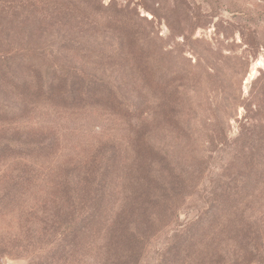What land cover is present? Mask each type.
<instances>
[{
  "label": "rangeland",
  "instance_id": "374dc122",
  "mask_svg": "<svg viewBox=\"0 0 264 264\" xmlns=\"http://www.w3.org/2000/svg\"><path fill=\"white\" fill-rule=\"evenodd\" d=\"M17 48L0 264H264V0H0Z\"/></svg>",
  "mask_w": 264,
  "mask_h": 264
},
{
  "label": "trees",
  "instance_id": "16d2710c",
  "mask_svg": "<svg viewBox=\"0 0 264 264\" xmlns=\"http://www.w3.org/2000/svg\"><path fill=\"white\" fill-rule=\"evenodd\" d=\"M28 50H30V49L29 48H26V49L17 48L14 50L13 49L8 50L7 53H5L4 55H0V73L3 71L4 73H6L10 77V80L7 81L8 87H10L12 90H16L17 87H20L21 84L23 86H29L30 87V90L28 91L29 94H25V97H24L25 100L22 101V103L24 105L26 104V106L29 105V103L31 102L29 99L31 97V94L34 95V93H36L37 90H42L44 88V89H47L46 90L47 92L53 91L52 92V94H53L54 93L53 89L56 88V84H57L56 83L54 85V83L57 82L59 79V77L58 78L57 77H49L46 75L45 78L28 77V78H25V80H22V78H24V77H20L19 75H17L15 73L14 66H15V64H18L20 62H25V63L29 62L30 57H29V55L25 54V51H28ZM38 79H39V81H38ZM63 94H65V93H61V95H63ZM17 103H20V102L17 100ZM4 108H6L7 113H12V112H16V111H23V109L19 106V104H17L15 107L9 106L7 104V107L4 106ZM18 130H20V129H16L14 131H18ZM8 133L9 132H7V134ZM10 134L11 133H9V135ZM3 137L4 136L0 134V156L3 153L2 150L4 149V147H6V148L9 147L8 149H11L12 153H20V151L13 152V150L14 149H22L23 147H21V143L14 142L12 140V138H10V137L5 138V140L3 141L2 140ZM21 153H23V155H25V156L32 155V151L31 152L30 151L29 152H21ZM65 182H66V180L63 183H65ZM183 237H186L185 241L188 239L189 243H193L197 238L195 235H192V234H190L189 236L187 234H185ZM191 240H192V242H191Z\"/></svg>",
  "mask_w": 264,
  "mask_h": 264
}]
</instances>
